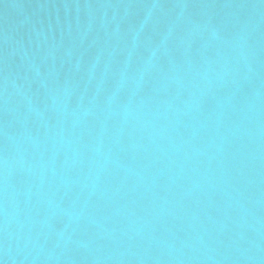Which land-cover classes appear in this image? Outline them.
I'll list each match as a JSON object with an SVG mask.
<instances>
[{"label":"water","instance_id":"obj_1","mask_svg":"<svg viewBox=\"0 0 264 264\" xmlns=\"http://www.w3.org/2000/svg\"><path fill=\"white\" fill-rule=\"evenodd\" d=\"M0 264H264V0H0Z\"/></svg>","mask_w":264,"mask_h":264}]
</instances>
